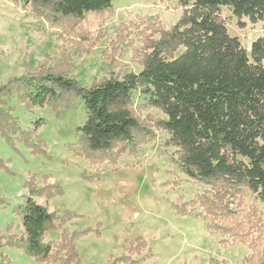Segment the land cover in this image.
<instances>
[{"label": "rangeland", "instance_id": "rangeland-1", "mask_svg": "<svg viewBox=\"0 0 264 264\" xmlns=\"http://www.w3.org/2000/svg\"><path fill=\"white\" fill-rule=\"evenodd\" d=\"M185 10L179 0H113L111 11L77 19L42 4L0 0V87L48 72L87 89L139 74ZM219 15L248 53L264 37V22L244 18V27L227 8ZM17 98H2L19 132L10 134L12 143L0 133V264H65L71 249L81 264L124 257L125 264H264V203L244 188L182 173L161 125L167 116L144 97L135 94L130 104L140 122L134 144L116 142L98 154L77 131L87 119L81 100L54 109ZM30 196L57 219L44 237L53 250L47 263L22 245L15 207Z\"/></svg>", "mask_w": 264, "mask_h": 264}, {"label": "trees", "instance_id": "trees-1", "mask_svg": "<svg viewBox=\"0 0 264 264\" xmlns=\"http://www.w3.org/2000/svg\"><path fill=\"white\" fill-rule=\"evenodd\" d=\"M42 4L62 18L82 19L89 13L109 12L113 0H22ZM186 8L182 19L147 57L139 74L108 80L89 89L68 75L48 72L24 76L0 87V133L12 143L17 134L3 97L26 106L68 108L70 98L81 100L87 111L77 129L92 154L109 153L116 142L134 144L140 122L130 109L134 95L161 110V125L178 149L182 173L204 184L244 188L264 203V37L248 53L231 37L221 20V8L239 21L264 22V0H179ZM245 27V26H244ZM170 49L172 54L167 53ZM180 51L178 56L173 54ZM44 123L36 124L39 130ZM105 159L104 161H106ZM101 161V162H104ZM2 162L0 160V166ZM44 194L43 190H31ZM25 234V253L41 263L53 254L44 243L56 216L26 197L15 207ZM70 220V219H67ZM90 230L80 236H86ZM65 264H81L77 250H67ZM121 258L112 264L128 263ZM134 263V262H133Z\"/></svg>", "mask_w": 264, "mask_h": 264}]
</instances>
